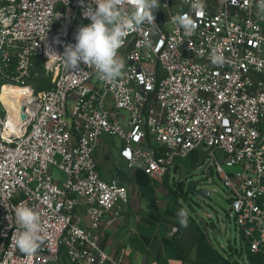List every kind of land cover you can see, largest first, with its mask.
Listing matches in <instances>:
<instances>
[{
    "label": "built area",
    "instance_id": "1",
    "mask_svg": "<svg viewBox=\"0 0 264 264\" xmlns=\"http://www.w3.org/2000/svg\"><path fill=\"white\" fill-rule=\"evenodd\" d=\"M192 3L159 0L157 27L130 30L117 53L123 74L105 82L83 63L69 70L60 56L91 22L83 14L92 0H0V68L27 74L37 56L56 64L22 133L0 112V264H121L103 249L99 226L119 214L129 188L101 174L95 152L104 136L119 140L130 168L158 182L201 150L199 166L230 192L241 231L232 262L264 264V12L259 0H203L197 15ZM185 14L196 23L191 33L177 22ZM214 48L223 65L212 62ZM82 202L89 225L75 212ZM21 203L41 217L43 243L32 256L12 239Z\"/></svg>",
    "mask_w": 264,
    "mask_h": 264
},
{
    "label": "crops",
    "instance_id": "2",
    "mask_svg": "<svg viewBox=\"0 0 264 264\" xmlns=\"http://www.w3.org/2000/svg\"><path fill=\"white\" fill-rule=\"evenodd\" d=\"M120 150V142L104 136L95 152L102 176L129 188V200L120 205L119 214L107 215L99 226L103 249L121 264H231L230 257L224 258L214 248L198 220L188 214V226L180 225L177 212L184 206L169 186L171 171L180 172L181 161L195 154L192 164L199 166L204 153L195 150L178 159L163 182H158L143 168H130ZM175 192L177 196L179 190ZM75 212L89 225L84 202ZM59 264L70 263L62 260Z\"/></svg>",
    "mask_w": 264,
    "mask_h": 264
},
{
    "label": "clouds",
    "instance_id": "3",
    "mask_svg": "<svg viewBox=\"0 0 264 264\" xmlns=\"http://www.w3.org/2000/svg\"><path fill=\"white\" fill-rule=\"evenodd\" d=\"M95 7H87L84 17L91 22L80 26L75 35L76 43L65 46L63 57L69 70L77 71L81 63L94 67L101 81L112 82L123 74L124 60L117 53L123 46L130 30L139 29L147 24L155 29L154 11L160 8L159 0H92ZM264 12V0L257 5ZM192 8L197 15L204 11L203 0H193ZM264 18V17H261ZM177 22L191 33L196 28L195 21L180 15ZM145 48H152V41L141 42ZM211 60L216 65H223L225 58L215 48ZM16 230L12 235L15 246L27 256L34 255L43 243L40 214L33 208L21 203L14 208ZM182 227L188 226V212L181 208L177 212Z\"/></svg>",
    "mask_w": 264,
    "mask_h": 264
},
{
    "label": "rangeland",
    "instance_id": "4",
    "mask_svg": "<svg viewBox=\"0 0 264 264\" xmlns=\"http://www.w3.org/2000/svg\"><path fill=\"white\" fill-rule=\"evenodd\" d=\"M55 65L49 63L46 58L37 56L30 67L29 74L23 73L15 65L1 67L0 93L4 86L9 85L25 91L32 98L38 97L41 92L53 87L56 75ZM7 111L6 105L0 99V112L6 114L8 113ZM114 140L119 142L118 139ZM193 162H195V154L181 161L180 172H175L174 169L171 171L169 186L172 193L183 204L188 214L198 220L199 223L201 218L208 220L209 215L222 216L227 224V229L225 233L223 232V226L210 229V240L214 248L224 258L233 257L238 259V255L232 253L231 247L240 248L243 241L241 231L237 228L233 216L230 214V192L217 174L206 178L203 167L197 164L193 165ZM53 171L57 179L63 180L65 178V174L61 170L54 169ZM191 181L195 183L197 190L216 189L217 192L213 191L212 196H206L204 194L199 195L194 191H188L187 184ZM181 185H184V188H181ZM175 189L179 190L177 196L175 195Z\"/></svg>",
    "mask_w": 264,
    "mask_h": 264
},
{
    "label": "bare ground",
    "instance_id": "5",
    "mask_svg": "<svg viewBox=\"0 0 264 264\" xmlns=\"http://www.w3.org/2000/svg\"><path fill=\"white\" fill-rule=\"evenodd\" d=\"M48 40H50V38H48ZM53 62L52 59L49 61L51 64ZM0 99L6 105L8 110V127L16 129L17 131L19 130V132L22 133L25 128L24 124L26 123L23 119V115L24 113H27L28 117L32 115L33 108L29 106V103L36 100V98L30 97L25 91L18 89L15 86L6 85L1 90Z\"/></svg>",
    "mask_w": 264,
    "mask_h": 264
},
{
    "label": "water",
    "instance_id": "6",
    "mask_svg": "<svg viewBox=\"0 0 264 264\" xmlns=\"http://www.w3.org/2000/svg\"><path fill=\"white\" fill-rule=\"evenodd\" d=\"M27 118H28L27 113H24L23 119L26 120ZM182 187H184V185H182ZM187 190L197 192L199 195L204 194V189L197 190L195 183L192 181L187 184ZM199 221H200L201 228L208 235L210 234V229L215 228L217 226H220V228L221 226H223V230H224L223 232L225 233L226 223L224 222V218L222 216L209 215L208 220L201 218Z\"/></svg>",
    "mask_w": 264,
    "mask_h": 264
},
{
    "label": "trees",
    "instance_id": "7",
    "mask_svg": "<svg viewBox=\"0 0 264 264\" xmlns=\"http://www.w3.org/2000/svg\"><path fill=\"white\" fill-rule=\"evenodd\" d=\"M181 188H184V187H182V186H181ZM227 261H228L229 263H231V264L233 263V262H232V261H230L229 259H227Z\"/></svg>",
    "mask_w": 264,
    "mask_h": 264
}]
</instances>
